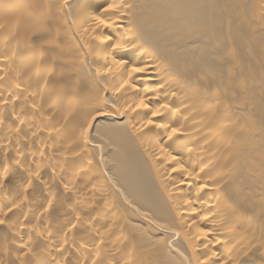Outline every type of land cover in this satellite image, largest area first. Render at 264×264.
<instances>
[{"label": "bare ground", "instance_id": "1", "mask_svg": "<svg viewBox=\"0 0 264 264\" xmlns=\"http://www.w3.org/2000/svg\"><path fill=\"white\" fill-rule=\"evenodd\" d=\"M231 1L0 0V264H264V0Z\"/></svg>", "mask_w": 264, "mask_h": 264}, {"label": "rangeland", "instance_id": "2", "mask_svg": "<svg viewBox=\"0 0 264 264\" xmlns=\"http://www.w3.org/2000/svg\"><path fill=\"white\" fill-rule=\"evenodd\" d=\"M203 1H204V3L207 2V0H203ZM233 3H235L234 0L231 1L232 5H233ZM222 7H223V4L218 3V4H215V6L213 8L217 9V10H220V11L224 10V11L228 12V10H226L225 8L223 9ZM227 16H228L229 19H231L230 20V26L222 25V24H219L218 22L214 23L215 26L217 28H220L222 31H226V33L228 32L230 34H238V33H240L241 29L248 27L247 22L236 21L233 14L228 13ZM251 53L255 54V52H251Z\"/></svg>", "mask_w": 264, "mask_h": 264}]
</instances>
